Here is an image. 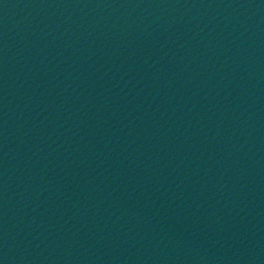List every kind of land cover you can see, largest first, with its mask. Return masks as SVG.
<instances>
[{
    "label": "water",
    "instance_id": "1",
    "mask_svg": "<svg viewBox=\"0 0 264 264\" xmlns=\"http://www.w3.org/2000/svg\"><path fill=\"white\" fill-rule=\"evenodd\" d=\"M123 264H264V0H76Z\"/></svg>",
    "mask_w": 264,
    "mask_h": 264
}]
</instances>
